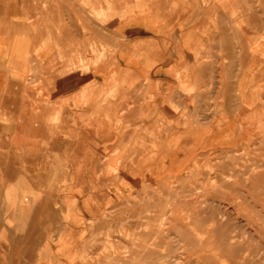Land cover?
Wrapping results in <instances>:
<instances>
[{"label": "rangeland", "instance_id": "rangeland-1", "mask_svg": "<svg viewBox=\"0 0 264 264\" xmlns=\"http://www.w3.org/2000/svg\"><path fill=\"white\" fill-rule=\"evenodd\" d=\"M107 11L101 9L98 13L107 18ZM1 37L8 40V48L5 56L0 55V111L10 112L6 106L17 105L23 111L29 105L34 107L33 118L40 134L29 135L15 115L5 119L10 114L0 113V264H74L77 260L80 264H264V184L258 186L253 180L254 175L264 174V152L252 151L250 134H245L249 139L238 146L230 132L220 140L197 136L195 149L193 141L175 146L167 142L163 146L166 150L160 147V154L143 163L139 147L144 142L148 145L146 140L151 137L139 130V119L135 117L138 87L127 95L123 87L127 78L122 73L106 84L95 81L93 86L91 69L71 70L80 59L73 48L64 57L69 70L62 80L69 78L68 87L60 92L59 88L46 86L53 79L57 81L60 72H44L41 60L22 47L20 55L18 50L13 51L9 23L0 26ZM126 38L117 33L111 45L107 40L99 41L100 48L121 47L129 53L127 58L131 55L139 59V34L133 32ZM76 59L77 64H73ZM124 64L116 62V67L127 68ZM131 77L129 81H136ZM87 88L88 93H96L97 110L82 115L79 112L85 106L76 105L74 99ZM208 91L206 99L216 94L215 88ZM60 96L69 101L60 100ZM12 97H19V103H12ZM88 100L91 98L83 103ZM156 108L153 117L159 119ZM218 108L209 103L199 108L198 119L202 122L204 117V123L195 119L194 126L201 134L212 131L216 121L208 117ZM250 115L245 116V123ZM42 116L46 118L43 123L39 122ZM98 116L108 122L110 133L115 132L94 145L98 140L90 129ZM124 127L132 133L121 135ZM148 174L156 177V183L142 181ZM130 175L135 182L129 185L133 192L127 199L123 198L122 187L114 186L110 179L116 177L125 183L124 177ZM198 234H203L202 238Z\"/></svg>", "mask_w": 264, "mask_h": 264}, {"label": "crops", "instance_id": "crops-1", "mask_svg": "<svg viewBox=\"0 0 264 264\" xmlns=\"http://www.w3.org/2000/svg\"><path fill=\"white\" fill-rule=\"evenodd\" d=\"M87 1L89 2V0H0V26L2 27L5 22L10 24L11 48L15 53L18 50L20 55L21 47L25 52L30 51L39 61L42 59L41 70L46 73L60 72L61 79L68 76V63L64 58L68 51L74 48L80 55V48L77 45L84 38L80 29L82 24L89 22L86 19L88 17L84 11V4L88 9L90 7L97 12L101 9L104 11L110 9L106 12L107 18L102 17L104 21L95 16L90 17L92 31L89 32V38L98 46L101 40H107L111 45L115 34L120 33L125 38L126 36L130 38L135 32L139 34L142 56L139 59L131 55L127 58L129 53L121 47L115 50L106 48L111 51L112 56L105 62H98L92 66V75L96 77L93 86L95 81L106 84L122 73V76L127 78L126 85L123 83L127 95L133 87L139 88V103L135 117L139 119V130L151 137V140H146L149 142L148 145L144 142L139 147L138 156L142 158L143 163L150 161L151 156L160 154L161 148L165 149L163 146H166L167 142L175 146L193 141L195 149V137L205 135L220 140L219 137L222 138L229 132L234 134L237 146L244 139H249L250 136L245 138V134H250L253 138L252 151L264 152V0H90L91 3ZM15 31L17 35H14ZM68 40H74L76 46L69 47ZM7 42L6 38H0L2 56H5L7 51ZM116 62L125 63L124 65L128 67L118 70ZM131 76L136 77V81H129L128 78H132ZM62 79L60 81H63ZM65 87L67 88V83ZM208 88H215L217 94H212L213 96L210 95L209 99H206ZM94 97L97 98L95 91ZM65 98L60 96V100L65 101ZM18 99L19 97L13 98L12 103L18 104ZM206 103L211 106L219 105V111L208 117L216 121L212 131L201 134L200 128L194 126V120L201 122L198 119L200 116L198 110ZM221 105V109L225 107L227 110L220 111ZM228 105L234 108L228 110ZM156 106L160 111L159 119L153 117L156 116L154 113ZM248 111L251 115L245 123ZM1 113L10 114L5 119H12L14 115L17 119L19 116V111ZM96 118L94 123L97 128H100L99 125L102 123L107 132L96 131L94 125L91 133L98 140L94 145L104 142L105 137L115 132H109L107 121L98 119L100 116ZM201 120V123H204V117ZM159 124L161 126L157 127ZM249 127L252 128L251 131H248ZM126 132L132 133L131 129L124 127L121 135ZM108 145L103 147L106 148ZM194 149H190V152ZM175 153L179 156L178 152ZM165 155L169 156V153ZM117 160L118 157L116 162ZM150 176L148 174V178L143 181L148 179L153 184L156 183V177ZM125 177V183L117 181L116 177L110 180L114 186L122 187L123 198L128 199L132 191L129 185L133 179L131 176ZM253 177L254 183L258 186L264 184V174ZM102 179L106 180L105 177ZM74 264H80V261L77 260Z\"/></svg>", "mask_w": 264, "mask_h": 264}, {"label": "bare ground", "instance_id": "bare-ground-1", "mask_svg": "<svg viewBox=\"0 0 264 264\" xmlns=\"http://www.w3.org/2000/svg\"><path fill=\"white\" fill-rule=\"evenodd\" d=\"M89 2H90V0H89ZM88 1H87V3H89ZM91 3V2H90ZM2 4H4V3H2ZM84 6H85V9H84V11H85V13H86V15H87V17L89 18H86L89 22L88 23H84V24H82L83 26H81L82 28L80 29V27H79V29H80V33L82 34V35H84V38H83V40H82V42H78V47L80 48V55H79V57H80V59H79V62H78V64H77V62L75 61L73 64H77V66H74V67H72L71 68V70L72 71H74V69H77L78 70V72H83V69L84 70H87L88 68L89 69H92V66L94 65V64H96V63H98V62H105L107 59H109L111 56H112V53H111V51H109L108 49H106V48H104V49H101L100 48V46H98L97 44H95L96 42L95 41H93L92 40V42L90 43L89 42V32H91L92 31V24H91V21H90V17L91 16H95L96 18H99V19H101V20H103L104 21V19H106V17L103 19L100 15H99V13L97 12V11H93V9L92 8H90L89 7V9H88V6L86 5V4H84ZM72 8V7H71ZM84 8V7H83ZM99 9V8H98ZM2 10V9H1ZM22 10V9H21ZM119 11H120V9H118ZM139 10V9H138ZM14 11V10H13ZM124 11V10H123ZM136 11V10H135ZM134 11V12H135ZM241 11V10H240ZM2 12V11H1ZM126 11H124V13H125ZM202 12V11H201ZM73 13V12H72ZM121 13H122V11H121ZM132 13H133V11H132ZM17 14H18V12H17ZM23 14V13H22ZM129 14V13H128ZM200 14V13H199ZM119 15V14H118ZM130 15V14H129ZM201 15V14H200ZM15 16V15H14ZM28 16V15H27ZM75 16H77L76 15V13H75ZM74 16V17H75ZM202 16V15H201ZM198 17V16H197ZM119 18V17H118ZM201 18V17H200ZM11 19V18H10ZM9 19V20H10ZM14 19V18H13ZM79 19V18H78ZM198 19V18H197ZM202 19V18H201ZM8 20V19H7ZM119 20V19H118ZM4 21H6V20H4ZM3 21V22H4ZM113 21V20H112ZM199 21V20H198ZM2 22V23H3ZM78 22V21H77ZM165 22V21H164ZM197 22V21H196ZM6 23V22H5ZM118 23V22H117ZM80 24V23H79ZM163 24H165V23H163ZM81 25V24H80ZM112 25V24H111ZM110 25V26H111ZM182 25V24H181ZM191 27H193V26H191ZM121 28V27H120ZM119 28V29H120ZM180 28V27H179ZM191 30H193L192 28H191ZM6 31V30H5ZM162 32V31H161ZM190 32V31H189ZM8 33V32H7ZM181 33V32H180ZM188 34V33H187ZM186 34V35H187ZM6 35V34H5ZM179 35V34H178ZM119 36H121V35H119ZM200 37H202V36H200ZM199 37V38H200ZM182 38V37H181ZM123 39V38H122ZM127 39V38H126ZM148 39V38H147ZM179 39H180V37H179ZM179 39H178V41H179ZM91 40V39H90ZM152 40V39H151ZM183 40V39H182ZM140 41V40H139ZM177 41V42H178ZM129 42V41H128ZM142 42V41H141ZM201 42V41H200ZM206 42V41H205ZM134 43V42H133ZM175 44V43H174ZM183 44V43H182ZM68 45H69V47L70 46H72V47H75L76 46V42L74 41V40H68ZM43 47H45V46H43ZM199 48V47H198ZM177 49V48H176ZM10 50V49H9ZM40 51V50H39ZM177 51V50H176ZM10 53V52H9ZM38 53V52H37ZM36 53V54H37ZM197 53V52H196ZM176 54V53H175ZM188 54V53H187ZM2 55V54H1ZM170 55V54H169ZM172 56V55H171ZM173 56H175V55H173ZM190 56V55H189ZM195 56H197V55H195ZM198 58V57H197ZM232 58V57H231ZM4 59V58H3ZM42 60V59H41ZM173 60V57H171V61ZM231 60V59H230ZM1 61V60H0ZM7 61V60H6ZM168 61V60H167ZM43 62V61H42ZM45 62V61H44ZM232 61H230V63H231ZM240 62V61H239ZM10 63H11V61H10ZM13 63V62H12ZM1 64V63H0ZM3 64H5V63H3ZM173 64H175V63H173ZM152 65V64H151ZM1 66V65H0ZM12 66V65H11ZM230 66V65H229ZM175 67V66H174ZM177 67V66H176ZM201 67V66H200ZM8 68V67H7ZM15 68V67H14ZM171 68V67H170ZM16 69V68H15ZM169 69V68H168ZM168 69H166V70H168ZM172 70V69H171ZM248 70V69H247ZM197 71V70H196ZM7 72H8V69H7ZM31 72V71H30ZM87 72H89L88 70H87ZM171 72H173V71H171ZM10 73L11 72H9V75H10ZM13 73V72H12ZM16 73V72H15ZM72 73H74V72H72ZM182 73V72H181ZM197 73H199L198 71H197ZM50 74V73H49ZM69 74H71V73H69ZM78 74V73H77ZM76 74V75H77ZM175 74V73H174ZM205 74V73H204ZM51 75V74H50ZM54 75V74H53ZM72 75V74H71ZM85 75V74H84ZM153 75V74H152ZM243 75V74H242ZM70 76V75H69ZM78 76V75H77ZM89 76V75H88ZM83 77V76H82ZM90 77V76H89ZM92 77V76H91ZM94 77V76H93ZM102 77V76H101ZM242 77V76H241ZM55 78V77H54ZM96 78V77H95ZM56 79V78H55ZM62 79V78H61ZM61 79H58L57 81H55L54 79L51 81V84H47L46 86L47 87H50V86H52V89H55V88H59L60 90V92H62L63 90H65L66 89V87H65V83H67V87H68V80H69V78H66L65 80H63V81H60ZM86 79V78H85ZM91 79V78H90ZM99 79V78H98ZM172 79V78H171ZM75 80V79H74ZM86 80H88V79H86ZM166 80V79H165ZM164 80V81H165ZM89 81V80H88ZM163 81V82H164ZM53 82V83H52ZM82 82V81H81ZM97 82H99V81H97ZM105 82V81H104ZM166 82V81H165ZM168 82V81H167ZM173 82H175V81H173ZM179 82V81H178ZM245 83H246V81H244ZM77 85V84H76ZM126 85V84H125ZM163 85V84H162ZM165 85V84H164ZM239 85V84H238ZM241 85V84H240ZM247 85H249V84H247ZM78 87V86H77ZM115 87V86H114ZM248 87V86H247ZM250 87V86H249ZM113 88V87H112ZM202 88H203V86H202ZM242 88V87H241ZM245 88V87H244ZM75 89H76V87H75ZM78 89V88H77ZM230 90V89H229ZM250 90V89H249ZM68 91V90H67ZM85 92H83L81 95H79V94H77L76 95V97H75V99H74V101H75V103H76V105L77 104H81L82 106H85V109H83L81 112H79V113H81L82 115H85V114H87V113H89V112H87L88 110H91V112H94V111H96L97 110V101L95 100L96 98L94 97V91H91V93H88L89 92V88H87V89H85L84 90ZM234 92V91H233ZM86 93H88L87 95H86ZM252 93V92H251ZM62 94V93H61ZM217 94V93H216ZM29 95V94H28ZM108 95V94H107ZM56 96V95H55ZM252 97V96H251ZM28 98V97H27ZM91 98V101H89L88 100V102H86V103H83V102H85V99H90ZM160 97L158 96V99H159ZM10 99V98H9ZM8 99V100H9ZM7 100V99H6ZM28 100H30V99H28ZM105 100V99H104ZM108 100V99H107ZM163 100V99H162ZM162 100H161V102H162ZM225 100V99H224ZM26 101V100H25ZM69 101V99H66L65 100V102L67 103ZM160 101V100H159ZM189 101V100H188ZM43 102V101H42ZM110 102V101H109ZM224 102V101H223ZM226 102V101H225ZM254 102V101H253ZM169 103V102H168ZM195 103V102H194ZM231 103V102H230ZM74 104V103H73ZM84 104V105H83ZM162 104V103H161ZM164 104V103H163ZM170 104V103H169ZM173 104V103H172ZM24 105H25V103H24ZM28 105V104H27ZM26 105V106H27ZM45 105V104H44ZM47 105V104H46ZM49 105V104H48ZM72 105V104H71ZM78 105V106H79ZM196 105V104H195ZM169 106V105H168ZM174 106V105H173ZM219 106V105H218ZM229 106V105H228ZM13 107V108H12ZM25 107V106H24ZM163 107V106H162ZM171 107V106H170ZM175 107V106H174ZM176 107H178V106H176ZM213 107V106H212ZM77 108V107H76ZM192 108H194V107H192ZM198 108V107H197ZM232 108H234V106L232 107ZM5 109H7V110H9L10 109V111H12V112H15V111H19V116L17 117V122L19 123V126L23 129V130H25V131H27V133H29V135H31V136H36V135H38V134H40L38 131H36V130H38L39 128H37V125H36V127H35V119L33 118V112H35L34 110H35V108L34 107H30V105L26 108V111H23V110H20V107H18L17 105L16 106H6L5 107ZM81 109V108H80ZM177 109V108H176ZM180 109V108H179ZM67 110V109H66ZM86 110V111H85ZM155 110V109H154ZM153 110V111H154ZM231 110V109H230ZM176 111V110H175ZM194 111V110H193ZM251 111V110H250ZM90 112V113H91ZM230 112V111H229ZM228 112V113H229ZM253 112V111H252ZM251 112V113H252ZM1 113V112H0ZM49 113V112H48ZM248 113H249V111H248ZM2 114V113H1ZM150 114V113H149ZM161 114H162V112H161ZM180 114V113H179ZM178 114V115H179ZM194 114V113H193ZM232 114V113H231ZM247 114V113H246ZM167 115V114H166ZM238 115V114H237ZM150 116H151V114H150ZM164 116V115H163ZM39 117V116H38ZM43 117V118H42ZM42 117H40V119H43V121H39V122H41V123H43V122H45V117L44 116H42ZM107 117V116H106ZM176 117H178V116H176ZM239 117V116H238ZM35 118H36V116H35ZM48 118V117H47ZM150 118V117H149ZM242 118V117H241ZM71 119H73V118H71ZM80 119V118H79ZM94 119H97L96 117H94ZM10 120V119H9ZM70 120V119H69ZM139 121V120H138ZM120 122V121H119ZM2 124V123H1ZM186 124V123H185ZM45 125V124H44ZM94 125H95V123L94 124H92L91 126V129L90 130H92V128L94 127ZM143 125V124H142ZM83 126H86V123H85V125H83ZM123 126V125H122ZM172 126H174V125H172ZM172 126H171V128H172ZM99 127L100 128H97V126L95 125V130L96 131H99V130H101L103 133L104 132H107V129H105V125H103L102 123L99 125ZM15 128V127H14ZM37 128V129H36ZM80 128V127H79ZM169 128H170V125H169ZM177 128V127H176ZM153 129V128H152ZM43 130V129H42ZM119 130V129H118ZM7 132V131H6ZM83 132V131H82ZM90 132V131H89ZM117 132V131H116ZM120 132V131H119ZM11 133V132H10ZM162 133V132H161ZM136 137V136H135ZM87 138V137H86ZM117 139V138H116ZM116 141V140H115ZM50 144V143H49ZM45 145H46V143H45ZM49 146V145H48ZM99 148V147H98ZM163 150V149H162ZM229 150H230V148H229ZM115 152V151H114ZM113 153V152H112ZM10 154V153H9ZM180 154V153H179ZM38 155H40L41 156V154H37L36 156L38 157ZM10 156V155H9ZM163 156V155H162ZM35 157V156H34ZM40 158V157H39ZM39 158H37V159H39ZM41 161V160H40ZM119 161V160H118ZM8 163V162H7ZM164 164H165V162H163ZM169 163V162H168ZM167 163V164H168ZM67 164V163H66ZM68 164H70V167H71V163H68ZM166 164V165H167ZM180 164V163H179ZM183 164V163H182ZM92 165V164H91ZM208 165V164H207ZM42 167V166H41ZM88 167V166H87ZM177 167V166H176ZM188 167V166H187ZM13 168H15V167H13ZM36 168V167H35ZM40 168V167H39ZM67 168V167H66ZM109 168V167H108ZM166 168V167H165ZM179 168V167H178ZM34 169V168H33ZM68 169V168H67ZM181 169V168H180ZM179 169V170H180ZM14 170V169H13ZM40 170V169H39ZM96 170V169H95ZM124 170V169H123ZM127 170V169H126ZM170 170V169H169ZM178 170V171H179ZM6 171V170H5ZM12 171V170H11ZM42 170H40L39 172H41ZM51 171V170H50ZM130 171V170H129ZM132 171V170H131ZM152 171V170H151ZM176 172H177V170H175ZM191 171V170H190ZM189 171V172H190ZM9 172V171H8ZM88 172V171H87ZM161 172V171H160ZM248 172V171H247ZM20 173V172H19ZM50 173V172H49ZM109 173V172H108ZM174 173V172H173ZM191 173V172H190ZM241 173V172H240ZM67 174H69V173H67ZM95 174V173H94ZM132 174V173H131ZM186 174V173H185ZM242 174V173H241ZM4 175V174H3ZM2 175V176H3ZM20 175V174H19ZM88 175V174H87ZM98 175V174H97ZM125 175H126V173H125ZM151 175V174H150ZM153 175H155V174H153ZM192 175V174H191ZM240 175V174H239ZM44 176H46L45 174H44ZM127 176V175H126ZM131 176V175H130ZM246 176V175H245ZM244 176V177H245ZM47 177V176H46ZM45 177V178H46ZM88 177V176H87ZM138 177V176H137ZM151 177V176H150ZM153 177V176H152ZM60 178V177H59ZM68 178V177H67ZM80 178V177H79ZM126 178V177H125ZM138 178H140V177H138ZM143 178V177H142ZM148 178V177H147ZM165 178V177H164ZM43 179H44V177H43ZM47 179V178H46ZM56 179V178H55ZM137 179V178H136ZM211 179V178H210ZM1 180V179H0ZM53 180V179H52ZM88 180V179H87ZM134 180V179H133ZM159 180H160V178H159ZM46 181V180H45ZM47 181H49V179L47 180ZM46 181V182H47ZM143 181V180H142ZM147 181H148V179H147ZM135 182V181H134ZM133 182V183H134ZM138 182V181H137ZM144 182H145V180H144ZM88 183H90V182H88ZM133 183H131V184H133ZM139 183V182H138ZM90 184H92V183H90ZM98 184V183H97ZM114 184V183H113ZM140 184V183H139ZM142 184H143V182H142ZM42 185V184H41ZM49 185V184H48ZM47 185V186H48ZM93 185V184H92ZM120 185V184H119ZM129 185V184H128ZM4 186V185H3ZM84 186V185H83ZM139 186H141V185H139ZM155 186V185H154ZM136 187H138V186H136ZM9 188H11V187H9ZM77 188V187H76ZM82 188V187H81ZM107 188V187H106ZM134 188V187H133ZM38 189V188H37ZM80 189V188H79ZM86 189H88V188H86ZM126 189V188H125ZM261 189V188H260ZM13 190V189H12ZM77 190V189H76ZM104 190V189H103ZM130 190V189H129ZM105 191H106V189H105ZM114 191V190H113ZM123 191V190H122ZM126 191V190H125ZM4 192H5V190H4ZM14 192V191H13ZM91 192V191H90ZM126 192H129V191H126ZM133 192V191H132ZM59 193V192H58ZM131 193V192H130ZM4 194V193H3ZM14 195V194H13ZM113 195V194H112ZM203 195V194H202ZM63 196V195H62ZM66 196V195H65ZM111 196V195H110ZM6 197V196H5ZM11 197H13L14 198V196H11ZM17 197V196H16ZM115 197V196H114ZM202 197V196H201ZM13 198H11V199H13ZM17 198H19V197H17ZM63 198V197H62ZM73 198H75V197H73ZM104 198H105V196H104ZM119 198V197H118ZM4 200V199H3ZM90 200V199H89ZM117 200V199H116ZM246 200V199H245ZM13 201V200H12ZM16 201H17V199H16ZM4 202V201H3ZM18 202V201H17ZM76 202V201H75ZM79 202V205H81L80 204V200L78 201ZM77 202V203H78ZM87 202V201H86ZM71 203H73V201H71ZM82 203V202H81ZM93 203V202H92ZM206 203V202H205ZM74 204V203H73ZM72 204V205H73ZM94 204V203H93ZM4 205H6V203L4 204ZM18 205V204H17ZM68 205V204H67ZM4 207V206H3ZM74 207H75V205H74ZM257 207V206H256ZM72 208H73V206H72ZM71 208V209H72ZM252 208V207H251ZM18 209V208H17ZM70 209V210H71ZM94 208H92V210H93ZM184 209V208H183ZM182 209V210H183ZM230 209V208H229ZM253 209H255V208H253ZM3 210V209H2ZM5 210V209H4ZM81 210V209H80ZM161 211H162V209H160ZM165 210V209H164ZM256 210H258V208L256 209ZM185 211V210H184ZM231 211H232V209H231ZM230 211V212H231ZM233 211H234V209H233ZM18 212V211H17ZM73 212V211H72ZM190 212V211H189ZM4 213H5V211H4ZM11 213H13V212H11ZM163 213V212H162ZM194 213V212H193ZM192 213V214H193ZM233 213V212H232ZM237 213V212H236ZM258 213V212H257ZM224 214V213H223ZM12 215V214H11ZM10 215V216H11ZM183 215V214H182ZM190 215V214H189ZM258 215V214H257ZM259 215H260V213H259ZM13 216V215H12ZM166 216V215H165ZM261 216V215H260ZM16 217H17V214H16ZM96 217V216H95ZM162 217H163V214H162ZM175 217V216H174ZM173 217V218H174ZM179 219H180V221H182L181 220V217H179V216H177ZM12 218V217H11ZM186 218V217H185ZM193 218V217H192ZM13 219H15V218H13ZM18 219H19V217H18ZM88 219V218H87ZM95 219V218H94ZM93 219V220H94ZM3 220V219H2ZM17 220V219H16ZM28 220V219H27ZM91 220V219H90ZM129 220V219H128ZM65 222V221H64ZM165 222V221H164ZM3 223V222H2ZM127 223V222H126ZM180 223V222H179ZM187 223V222H186ZM193 223V222H192ZM16 224V223H15ZM261 224V223H260ZM181 225H183L182 223H181ZM192 225H194V224H192ZM229 225V224H228ZM259 225V224H258ZM158 226V225H157ZM241 226V225H240ZM58 227V226H57ZM106 227V226H105ZM164 227V226H163ZM164 229V228H163ZM110 230H111V228H110ZM62 231V230H61ZM107 231V230H106ZM195 231V233H196V230H194ZM57 232H58V230H57ZM112 232V231H111ZM114 232V231H113ZM129 232V231H128ZM201 233H205V231H204V229L202 230L201 229ZM208 233V232H207ZM236 233V232H235ZM56 234V233H55ZM110 234V233H109ZM129 234V233H128ZM174 234V233H173ZM111 235V234H110ZM117 235V234H116ZM116 235H114V237L116 236ZM119 235V234H118ZM124 235V234H123ZM202 236H203V234H198V238L200 239V238H202ZM207 236V235H206ZM135 237V236H134ZM118 238V237H117ZM133 238V237H132ZM131 238V239H132ZM130 239V240H131ZM155 239V238H154ZM264 239V238H263ZM133 240V239H132ZM227 240V239H226ZM106 241V240H105ZM112 241V240H111ZM182 243V242H181ZM160 244H161V241H160ZM116 245V244H115ZM127 248V247H126ZM222 248H223V246H222ZM107 249V248H106ZM114 249V248H113ZM182 249V248H181ZM141 251V250H140ZM110 252V251H109ZM197 252V251H196ZM105 253V252H104ZM105 254H107V253H105ZM125 254V253H124ZM180 254V253H179ZM194 254V253H193ZM247 255V254H246ZM245 255V256H246ZM180 256H182V255H180ZM200 257V256H199ZM98 258V257H97ZM112 258V257H111ZM108 259V258H107ZM188 259H189V257H188ZM181 260V259H180ZM191 260V259H190ZM199 260V259H198ZM230 261V260H229ZM183 262H184V260H183ZM205 262V261H204ZM197 263V262H196ZM203 263V262H202ZM232 264V263H231ZM239 264H243V262H241V263H239ZM249 264V263H248ZM253 264V263H252ZM262 264V263H261Z\"/></svg>", "mask_w": 264, "mask_h": 264}]
</instances>
